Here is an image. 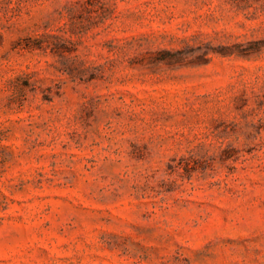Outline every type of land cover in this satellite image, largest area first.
<instances>
[{"label":"rangeland","instance_id":"374dc122","mask_svg":"<svg viewBox=\"0 0 264 264\" xmlns=\"http://www.w3.org/2000/svg\"><path fill=\"white\" fill-rule=\"evenodd\" d=\"M0 264H264V0H0Z\"/></svg>","mask_w":264,"mask_h":264}]
</instances>
